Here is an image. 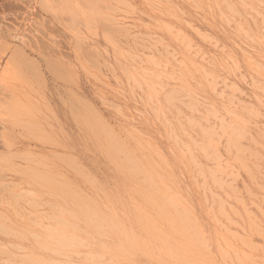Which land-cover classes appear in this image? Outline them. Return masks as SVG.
<instances>
[{
	"label": "rangeland",
	"instance_id": "1",
	"mask_svg": "<svg viewBox=\"0 0 264 264\" xmlns=\"http://www.w3.org/2000/svg\"><path fill=\"white\" fill-rule=\"evenodd\" d=\"M0 264H264V0H0Z\"/></svg>",
	"mask_w": 264,
	"mask_h": 264
}]
</instances>
